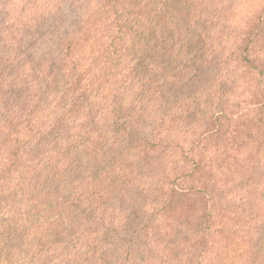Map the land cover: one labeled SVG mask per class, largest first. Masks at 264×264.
I'll use <instances>...</instances> for the list:
<instances>
[{"label": "trees", "instance_id": "1", "mask_svg": "<svg viewBox=\"0 0 264 264\" xmlns=\"http://www.w3.org/2000/svg\"><path fill=\"white\" fill-rule=\"evenodd\" d=\"M0 264H264V0H0Z\"/></svg>", "mask_w": 264, "mask_h": 264}, {"label": "rangeland", "instance_id": "2", "mask_svg": "<svg viewBox=\"0 0 264 264\" xmlns=\"http://www.w3.org/2000/svg\"><path fill=\"white\" fill-rule=\"evenodd\" d=\"M63 11L64 15L62 22L56 29L65 34V32L72 30L74 22L80 12L79 10L73 9L69 4L64 7ZM55 26V21H52L43 28V37L36 44L37 52L41 55L54 56V53L51 52V50H55V44L52 42V32L55 30ZM131 217L133 219V216Z\"/></svg>", "mask_w": 264, "mask_h": 264}]
</instances>
